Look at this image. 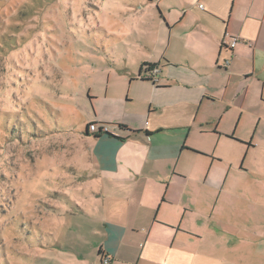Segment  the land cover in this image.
<instances>
[{"label":"crops","instance_id":"1","mask_svg":"<svg viewBox=\"0 0 264 264\" xmlns=\"http://www.w3.org/2000/svg\"><path fill=\"white\" fill-rule=\"evenodd\" d=\"M141 7L159 12L169 36L162 44L160 26L157 40L148 34L163 51L128 67L148 111L140 121L92 122L108 134L85 133L107 214L97 260L264 264V178L244 177L248 170L218 154L222 145L252 147L237 129L264 105V0ZM226 35L239 39L233 50ZM144 65L159 70L157 82Z\"/></svg>","mask_w":264,"mask_h":264},{"label":"rangeland","instance_id":"2","mask_svg":"<svg viewBox=\"0 0 264 264\" xmlns=\"http://www.w3.org/2000/svg\"><path fill=\"white\" fill-rule=\"evenodd\" d=\"M147 2L0 0V264H100L107 214L85 133L148 111L128 71L164 49L148 38L162 21ZM257 112L237 129L252 147L218 154L258 179L264 105Z\"/></svg>","mask_w":264,"mask_h":264},{"label":"built area","instance_id":"3","mask_svg":"<svg viewBox=\"0 0 264 264\" xmlns=\"http://www.w3.org/2000/svg\"><path fill=\"white\" fill-rule=\"evenodd\" d=\"M238 43H239V39L237 37L226 35L224 42H223V46L233 50ZM229 64H230V61L226 60L224 62V67H228ZM151 73H152V80L154 82H157L156 75L159 73V70L157 68H152ZM88 131L89 133H92V134L102 135V134L109 133V127L106 125H101V126L91 125ZM104 264H109V259H105Z\"/></svg>","mask_w":264,"mask_h":264},{"label":"trees","instance_id":"4","mask_svg":"<svg viewBox=\"0 0 264 264\" xmlns=\"http://www.w3.org/2000/svg\"><path fill=\"white\" fill-rule=\"evenodd\" d=\"M145 66V68H152L153 67V65H144ZM91 125H98L97 123H92V124H90L89 126H88V129H89V127L91 126ZM120 128H122V129H127V127L126 126H124V125H120ZM89 133V132H88ZM108 134V133H107ZM96 137H98L99 135H95Z\"/></svg>","mask_w":264,"mask_h":264}]
</instances>
